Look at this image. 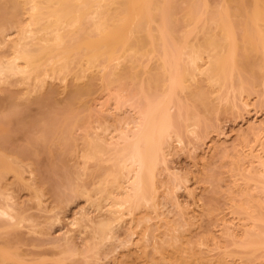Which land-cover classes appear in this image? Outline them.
<instances>
[{"label": "bare ground", "instance_id": "6f19581e", "mask_svg": "<svg viewBox=\"0 0 264 264\" xmlns=\"http://www.w3.org/2000/svg\"><path fill=\"white\" fill-rule=\"evenodd\" d=\"M225 1L210 10L205 3L200 10L196 0H187L185 16L178 18L174 0H0V48L8 46L11 53L0 54V82L16 75L24 79L35 75L44 84L49 72L68 70L74 62L86 70L100 66L105 88L116 84L127 90L126 82L131 81L136 97L134 127L118 129L119 134L114 135L102 123H89L82 137L85 149L79 158L84 169L90 162L97 163L96 171L102 169V162L112 166L102 175H94L90 190L78 182L82 180L79 171L73 185L69 184L96 211V217L85 212L81 219L88 220L84 231L90 227L93 239L112 238L125 211L135 212L137 225L146 226L142 234L146 240L141 238L146 242L153 235L163 264H210L208 256L209 260L191 251L190 239L177 234L176 229L183 227L180 220L166 219L164 230L156 233L164 211L160 210L155 178L159 167L167 165L174 141L183 142V131L196 133L205 124L200 109H214L212 92L194 85L198 77H205L211 87L234 88L243 94L248 92L247 84L256 87L264 74V0ZM200 23L202 39L190 40ZM180 27L186 29L178 40L175 35ZM13 33L16 37L9 38ZM153 61L156 65L151 70L148 64ZM141 69L146 73L143 82ZM81 93L77 89L71 102ZM14 97L8 100V111L0 112V181L9 172L20 174L11 156L38 158L42 150L49 159L50 178L71 181L65 160L78 143L74 129L83 122L81 116L71 111L72 103L69 112L60 116L52 111L51 98L42 95L37 99L41 117H29L28 107ZM122 100L119 94L116 102ZM19 133L27 135V140L15 149L12 145ZM44 142L48 143L45 149L41 147ZM262 165L259 177L264 184ZM179 186L170 185V192ZM156 219L159 223H152ZM81 221L72 224L83 226ZM237 245L264 248V230L246 231ZM227 254L218 257L216 264H229ZM0 259L13 260L16 255L0 248ZM154 259L147 264H157Z\"/></svg>", "mask_w": 264, "mask_h": 264}, {"label": "rangeland", "instance_id": "374dc122", "mask_svg": "<svg viewBox=\"0 0 264 264\" xmlns=\"http://www.w3.org/2000/svg\"><path fill=\"white\" fill-rule=\"evenodd\" d=\"M196 1L200 10L204 9L205 3L210 10L226 2ZM174 2L175 15L183 18L187 0ZM202 25L200 23L196 27L199 31L191 34L190 40L202 39ZM194 26L190 24L189 27ZM208 27L214 29L215 25ZM185 29L180 27L176 39H182ZM11 37L15 38L16 34H11ZM5 47L0 48L2 56L11 54L9 47ZM155 65L153 61L148 68L152 70ZM99 68L86 70L74 62L68 70L49 72L44 84L40 82L42 77L35 75L25 79L16 75L5 83L0 82V112L8 111L11 103L8 100L15 96L16 102L28 107L29 117H41L37 99L47 95L51 98L52 111L65 116L71 109L69 104L74 92L82 89L74 99L71 111L83 119L74 129L78 143L65 160L71 181L59 177L55 182L50 178L49 159L44 150L38 158L10 157L17 162L20 174L9 172L0 181V248L14 253L16 259H0V264H147L153 258L154 263L163 264L158 259L160 254L155 250L157 245L153 235L143 241L146 226L137 225L135 212L125 211L122 220L116 223L113 237L103 242L93 239L90 227L89 232L84 231L89 223L87 219L81 221L83 214L90 212V216L96 217V211L89 207L85 196L71 190L77 177L75 174L82 172L79 174L82 180L79 178L77 181L90 190L93 178L112 166L111 162H102V169L96 171L94 166L97 163L90 162L88 169H84L86 167L80 162L79 155L85 149L82 137L87 126L89 123L94 126L102 123L114 134L135 125L136 109L133 105L136 97L130 89L131 81L126 82L124 88L127 90L116 84L105 88ZM140 77L142 82L146 79L144 69L140 70ZM194 85L212 92L214 109H200L205 124L198 127L196 133L185 129L183 142L174 141L167 156V165L159 167L156 172L160 210L167 216L163 217V213L161 223L158 219L152 223L162 224L156 230L159 233L164 230L166 219L180 220L183 227L176 229L177 234L190 239L191 251L200 252L205 259L208 256L210 264L218 263V257L226 253L229 264H264V248L237 245L246 231L253 228L264 230V184L259 177L264 163V74L256 87L247 84L248 92L243 94L234 88L211 87L205 77H198ZM119 94L123 100L117 103ZM180 95L183 100L187 99L185 94ZM26 137L22 133L17 134L12 146L20 148L26 143ZM47 146L48 143L44 142L41 147L45 149ZM174 184L180 185L179 189L170 192L169 187ZM79 220L84 227L72 224ZM88 237L91 238L89 243ZM95 240L100 241L96 246Z\"/></svg>", "mask_w": 264, "mask_h": 264}]
</instances>
